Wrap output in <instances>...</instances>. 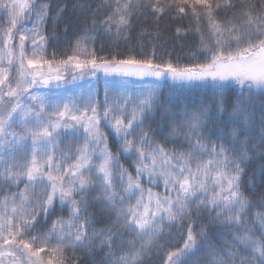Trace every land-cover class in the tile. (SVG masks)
<instances>
[{
  "label": "snow or ice",
  "instance_id": "obj_1",
  "mask_svg": "<svg viewBox=\"0 0 264 264\" xmlns=\"http://www.w3.org/2000/svg\"><path fill=\"white\" fill-rule=\"evenodd\" d=\"M148 10L157 17L191 15L197 32L206 24L212 39L201 32L205 62L178 66L129 56L98 63L87 50L95 40L89 31L78 38L77 54L46 59L37 37L45 40L50 3L0 0V65L7 64L0 67V264H84L85 257L97 264L96 253H103L99 264H145L166 229L186 220L183 246L167 253L166 264H186L200 241H207L204 264H264V195L254 204L242 191L248 161L264 160V0H101L91 31L126 36L133 17ZM28 40L35 45L30 55ZM86 52L90 59H80ZM69 64L81 70L74 81L103 71L201 82L211 87V99L176 106L161 99L155 82L128 89L126 81L106 80L103 100L91 84L78 98L31 91L61 87V66ZM157 113L156 127L146 125ZM69 134L76 146L61 148L60 137ZM145 178L164 191L145 188ZM90 203L107 217L90 212ZM57 208L67 218L49 220ZM201 213L224 230L219 244L204 227L194 232L193 215Z\"/></svg>",
  "mask_w": 264,
  "mask_h": 264
},
{
  "label": "trees",
  "instance_id": "obj_2",
  "mask_svg": "<svg viewBox=\"0 0 264 264\" xmlns=\"http://www.w3.org/2000/svg\"><path fill=\"white\" fill-rule=\"evenodd\" d=\"M39 2L50 3V15L43 24L45 29L44 57L46 59H52L54 56L56 62L77 54V40L85 31H89L90 35L95 36V40L88 42L87 50L88 52H95L98 63L102 59L111 60L113 57L116 59H126L129 56H135L137 59L152 58L156 63L170 60L174 65L190 66L197 62H205L206 54L200 46L201 32L207 41L210 42L212 39L208 35L206 24L201 23V32L196 31V21L191 15L181 18L179 16L174 17L173 13L166 12L162 16L157 17L151 13V10L133 17L131 30L128 34L116 38L114 34H105L103 30L91 31L92 12L97 9L101 0H39ZM88 4H91V7L82 11L80 5L86 6ZM61 7L64 8V11L54 21L53 17H56ZM102 14L103 10L97 12V16H101ZM224 15L222 13L221 17L223 18ZM227 15H231V13ZM25 24L26 26L32 25L33 21H25ZM177 28L181 29L180 33H177ZM13 44L14 46L18 45V37L13 41ZM31 47L33 46L29 45L25 47V51L28 54L32 50ZM79 58L82 60L90 59V56L86 52L79 54ZM0 67H7L6 62L0 65ZM77 71L81 70H76L73 65L69 64L61 66L60 74L66 76L68 83L70 80H73V76H77ZM11 75L15 76L16 74L13 72ZM117 77L119 75H116L115 78H113V74L105 76L103 71H99L95 76H92L86 71L81 82L77 79L74 83L67 85L66 89L63 90L61 98H67L69 95L78 98L80 93L82 91L86 92L89 84H91L95 87L99 99L103 100L106 80L117 82L121 80L129 82L131 80L134 89L155 82L159 86L161 99H171L176 106L184 104L185 102L189 106H192L194 103H199L201 99H211V87L208 85L198 87L197 85L201 82L181 84V82L172 81L171 79H167V81H156L154 77H145L143 79L135 76V78ZM159 121L160 115L157 113L155 117L146 121V125L151 123L155 128ZM105 131H108V129H105ZM156 138L163 142V136L159 132H157ZM60 140L61 148H74L76 146V140L70 134L66 136L62 135ZM108 142L109 147L115 153L117 142L110 132ZM167 147L172 148L173 144L169 143ZM120 162L135 174L131 160H126L121 156ZM261 164H264V160L258 156L248 161L245 166V175L242 178V191H244L245 195L254 204L264 195V171H261ZM143 184L145 188L152 187L155 192L164 191L162 184L149 185L146 178L143 180ZM89 211L102 219L107 217V213L102 211V206L98 203H90ZM67 215V210L61 211L57 208L56 212L49 217V220H55L58 216L67 218ZM192 219L194 221V232H199L204 227L207 230L208 239L219 244V236L224 230L215 223H212L207 213H201L200 215L194 214ZM187 223L188 221L186 220L182 226H173L170 229H166L158 246L153 249L149 257L145 258V264H166L167 253L183 246V242L186 239ZM96 226L99 228L104 225L103 223H98ZM47 227H50V223ZM38 230L41 229L38 228ZM206 244L207 241H200V248L188 256L186 264H204V247H206ZM41 255H44V253ZM77 255L84 256L80 252ZM102 255L103 253H96L97 264H99ZM84 264H88L87 257H85Z\"/></svg>",
  "mask_w": 264,
  "mask_h": 264
},
{
  "label": "rangeland",
  "instance_id": "obj_3",
  "mask_svg": "<svg viewBox=\"0 0 264 264\" xmlns=\"http://www.w3.org/2000/svg\"><path fill=\"white\" fill-rule=\"evenodd\" d=\"M33 26V24L32 25H28L27 27L28 28H31ZM41 34L45 37V29H44V25H42L41 26ZM37 43L39 44V43H43V46L45 47V42L43 41V42H41L40 40H39V37H37ZM25 45L26 46H29V45H31V46H33V47H31L32 49L35 47V45H33L32 43H31V40H28V41H26L25 42ZM32 51V50H31ZM30 54H31V52H30ZM29 54V55H30ZM47 66H44V69H45V71L47 70V68H46ZM77 70V69H76ZM80 72L81 71H77V73H76V75H77V77H79L80 76ZM116 77V74L114 75L113 74V78H115ZM121 76H119V77H117V78H120ZM134 76H132V78H133ZM135 78V77H134ZM81 80L82 79H78V81H80L81 82ZM121 81H123V80H121ZM75 81H73V80H70V82H68L67 83V81L66 82H64V83H61V87H59V88H56V87H54V86H38V87H36V88H34V89H32V90H34V92H40V93H44V94H46V95H49V96H52L53 94H55V98H61V95H62V93H63V90H65L66 89V87H67V85L68 84H71V83H74ZM124 87H126V88H128V89H134V86H133V84H132V82H131V80L129 81V82H127L126 83V85H124ZM48 93V94H47Z\"/></svg>",
  "mask_w": 264,
  "mask_h": 264
},
{
  "label": "water",
  "instance_id": "obj_4",
  "mask_svg": "<svg viewBox=\"0 0 264 264\" xmlns=\"http://www.w3.org/2000/svg\"><path fill=\"white\" fill-rule=\"evenodd\" d=\"M64 80H65V78H64Z\"/></svg>",
  "mask_w": 264,
  "mask_h": 264
}]
</instances>
